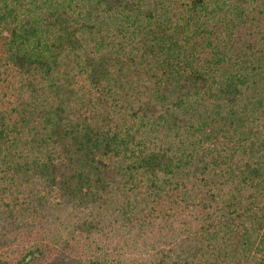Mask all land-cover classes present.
I'll return each mask as SVG.
<instances>
[{
  "label": "trees",
  "instance_id": "16d2710c",
  "mask_svg": "<svg viewBox=\"0 0 264 264\" xmlns=\"http://www.w3.org/2000/svg\"><path fill=\"white\" fill-rule=\"evenodd\" d=\"M257 14L0 0V261L264 264V30L236 35Z\"/></svg>",
  "mask_w": 264,
  "mask_h": 264
},
{
  "label": "rangeland",
  "instance_id": "374dc122",
  "mask_svg": "<svg viewBox=\"0 0 264 264\" xmlns=\"http://www.w3.org/2000/svg\"><path fill=\"white\" fill-rule=\"evenodd\" d=\"M264 30V14L263 15H256L251 18L247 24L240 27L238 33L236 34L239 36L238 44L241 45H247L250 42H253L252 40L254 38L257 39V37L260 38V33ZM259 40V39H258ZM13 247V250H9L5 255L1 258L0 264H14L17 262L18 259H20V256L23 254L20 247L16 248ZM12 251V252H11ZM81 258H79L77 261H80ZM77 261H71L70 264H81ZM32 264V263H31ZM37 264V263H36ZM40 264V263H39ZM58 264H68L66 262H58Z\"/></svg>",
  "mask_w": 264,
  "mask_h": 264
}]
</instances>
